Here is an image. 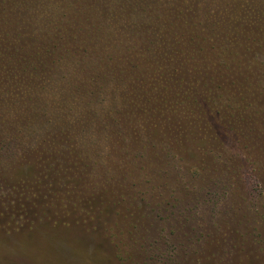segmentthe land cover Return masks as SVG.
<instances>
[{"label":"rangeland","instance_id":"rangeland-1","mask_svg":"<svg viewBox=\"0 0 264 264\" xmlns=\"http://www.w3.org/2000/svg\"><path fill=\"white\" fill-rule=\"evenodd\" d=\"M136 3L151 20L166 9L160 0ZM263 3L197 0L199 21L185 5L187 24L199 30L207 25L203 15L215 9L212 23L230 35L219 47L237 55L228 60L216 48L205 50L210 73L192 72L175 87L196 98V106L183 108L175 98L160 113L121 121L117 112L128 91L116 80L120 73L91 80L72 61L57 60V75L42 90L24 79L1 89L0 264H264V56L251 55L264 52L254 43H262L260 33L251 32ZM35 4L40 12H31V21ZM93 5H81L86 17L101 10ZM242 9L251 21L238 19ZM76 11L73 0H0V32L10 33L14 21L16 31H39L41 17L59 20L62 30ZM21 17L31 27L23 29ZM130 23L128 11L109 9L103 31H131ZM100 34L85 38L89 51H117L122 34L115 44ZM84 35L79 31L77 41ZM161 83L154 91L142 87L144 106H156L158 91L169 84ZM44 107L51 121L41 117ZM153 114L161 122L147 120ZM173 117L180 123L169 131ZM53 135L60 139L53 158L30 169L34 146L46 148Z\"/></svg>","mask_w":264,"mask_h":264},{"label":"trees","instance_id":"trees-1","mask_svg":"<svg viewBox=\"0 0 264 264\" xmlns=\"http://www.w3.org/2000/svg\"><path fill=\"white\" fill-rule=\"evenodd\" d=\"M36 1L39 2V0ZM107 1L73 0V4L77 5L76 15L75 17H71L69 21L66 19V24L62 30L58 27L59 20L41 17L42 25L40 27L42 28L39 31H30V34H25L22 30L16 31L12 29L19 25L18 21H14L15 17L9 19L11 22L14 21L9 29L10 33L3 34L0 32V91L12 83L15 86L23 85L21 83L23 79L35 86L42 85L40 89H44L46 78H51L52 74L57 75V70L54 66L58 64V61H72L76 67L81 68L77 72L82 77L87 72L91 80L99 76L100 73L115 71L120 73L116 79L118 84L128 91L124 94L125 108L117 112L122 121L139 116V114L142 115L143 113H155V111L160 113L165 108L161 104L172 102L175 98L183 104V108L189 105L196 106L198 102L196 98H190L184 91H175V87L179 88L180 86L181 88L187 74H191L192 72L198 74L200 71H203L205 75L210 73L209 59L207 54H205V50L207 52L208 50L217 51L214 49L216 48L219 52L217 55L225 56L228 60L236 59L237 55L232 50L226 47L225 49L219 47V45H222L221 42L224 40V37L227 35L230 37V35L226 33L227 35L222 36L221 33H225V31L216 29L217 24L212 23V19L216 14L215 9L214 11H207L203 15V18L207 22L203 30L187 24L185 5H191L189 6V10L192 11L194 19L195 17L197 21L200 19L196 14L198 11L195 5L197 0H160L166 6V9L163 7V14H156L157 18H154V20H151L150 14L148 11H145L144 7L136 9V4H138L136 2L147 3L156 0H117L118 4L116 8H111ZM120 1L124 4L119 3ZM205 1L206 4L209 2V0ZM95 3L101 6V10L95 13L92 18L86 17L81 5L84 4V10H93V4ZM219 5L220 3L215 4L216 7ZM109 9H124L128 11V15L131 18V31L121 26L117 27V32L116 29L114 31L112 29L110 31H103L105 17L108 15ZM247 11L244 9L239 11L240 14L237 15L238 19L244 17L251 21L253 17L250 18L246 14ZM251 11L253 10L251 9ZM31 12L39 13L40 8L36 4L33 8L30 7L29 16L31 21H33L35 16L33 17ZM257 19L260 25L251 32L260 33L263 38L262 43L258 41H254V43H259V48H264V11L257 13ZM21 21L22 25H24L23 29L27 26L31 27V22L28 24L23 17H21ZM34 24L36 25V23ZM185 26H187V29H185ZM232 30L230 29V34ZM79 31L85 34L81 41H77L76 37ZM111 31L112 34H110ZM235 32L238 33V29ZM95 33H101V36L108 38L109 43L112 42L114 44L116 39H118V34H122V40L116 46L117 51L110 53L107 52L108 49L103 47H101L102 50L89 51V48L86 47L89 43L85 42V38H89L95 35ZM156 36H159L160 46L155 47ZM18 41L23 44H19ZM14 43H18L19 49H15ZM247 50L250 52L254 51L252 48H248ZM251 55L258 61L262 55L264 56V52L259 54V51L255 49ZM66 66H69V64L66 63ZM259 67L263 71L262 77L264 78V62H261ZM154 79H156V83L155 81L153 83ZM163 81L165 84H169L165 85V88L162 87V91H158V95L155 98L156 106L155 104L149 108L144 106L142 103L144 96L142 87L145 88L147 86L154 91L157 90V85L160 86ZM77 82L79 83L80 79ZM260 84L262 85L264 82L261 81ZM74 87L78 89L81 86L75 84ZM130 94L132 97L128 100L126 97ZM168 94L172 95L167 96ZM211 101V103L216 104V97ZM45 108L40 109L39 112L43 120L48 122L50 115L48 111L46 112ZM179 110L180 108L176 109L177 112ZM181 113H184V111L180 110L179 115ZM154 115L152 116L153 118L147 120L156 121V123L157 121L161 122V117H154ZM167 120L169 124L166 127L169 131H171V126L177 127L180 123L177 117L167 118ZM61 122H63L62 118L57 121L59 124ZM156 123L150 124L156 126ZM68 135L65 132L67 140L69 138ZM56 145H60V139L56 135H53L48 141L46 148L41 149L39 146H34L32 150L34 157L27 163L29 168L41 169L43 163L53 158L52 151Z\"/></svg>","mask_w":264,"mask_h":264}]
</instances>
